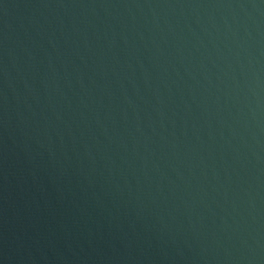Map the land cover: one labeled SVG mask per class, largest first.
Wrapping results in <instances>:
<instances>
[{
    "label": "water",
    "instance_id": "1",
    "mask_svg": "<svg viewBox=\"0 0 264 264\" xmlns=\"http://www.w3.org/2000/svg\"><path fill=\"white\" fill-rule=\"evenodd\" d=\"M0 264H264V0H0Z\"/></svg>",
    "mask_w": 264,
    "mask_h": 264
}]
</instances>
